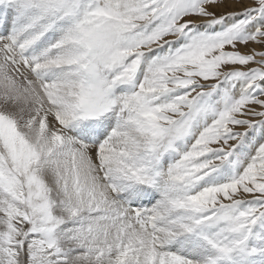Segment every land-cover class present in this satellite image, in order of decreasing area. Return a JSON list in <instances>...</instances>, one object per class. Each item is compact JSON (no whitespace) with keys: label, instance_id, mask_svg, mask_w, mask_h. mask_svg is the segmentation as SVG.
Returning <instances> with one entry per match:
<instances>
[{"label":"snow or ice","instance_id":"1","mask_svg":"<svg viewBox=\"0 0 264 264\" xmlns=\"http://www.w3.org/2000/svg\"><path fill=\"white\" fill-rule=\"evenodd\" d=\"M0 264H264V0H0Z\"/></svg>","mask_w":264,"mask_h":264}]
</instances>
